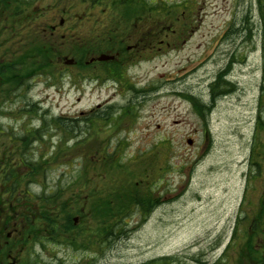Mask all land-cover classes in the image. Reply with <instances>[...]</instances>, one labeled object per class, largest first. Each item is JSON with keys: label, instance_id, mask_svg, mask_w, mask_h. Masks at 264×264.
<instances>
[{"label": "rangeland", "instance_id": "374dc122", "mask_svg": "<svg viewBox=\"0 0 264 264\" xmlns=\"http://www.w3.org/2000/svg\"><path fill=\"white\" fill-rule=\"evenodd\" d=\"M18 1L13 29L17 63L34 69L28 88L17 92V113L10 123L40 127L39 115L48 127L42 145L29 151L36 172L29 189L49 193L60 186L58 196L72 215L83 207L96 208L100 198L110 199L109 208L117 212L131 213L127 229L108 248L85 246L80 241L87 240L85 233L77 237L70 230L64 244H49L48 255L64 264H74L79 256L84 262L76 264H234L232 258H216L219 247L229 239L228 225L242 202L253 193L257 201L261 190L252 189L245 175L252 134L243 102L250 99L254 82L241 74L243 93L211 95V78L226 59L218 37L232 0ZM62 17L65 25L51 34L50 25L57 26ZM136 23L147 38L152 32L160 36L156 49L121 70L122 82L97 80L88 67H65L64 51L55 49L62 40L73 45L74 37L76 53L92 47L91 39L108 47L116 34L125 36ZM234 77L232 72L229 79ZM226 86L221 83L214 91ZM57 117L62 127L56 126ZM65 122L73 125L67 130ZM152 188L160 197L153 209L147 215L130 210L133 196ZM93 223L87 218L77 229ZM70 238L76 240L72 246ZM162 256L170 258L158 262Z\"/></svg>", "mask_w": 264, "mask_h": 264}, {"label": "flooded vegetation", "instance_id": "af4514ba", "mask_svg": "<svg viewBox=\"0 0 264 264\" xmlns=\"http://www.w3.org/2000/svg\"><path fill=\"white\" fill-rule=\"evenodd\" d=\"M5 1L9 5L8 11L5 7L1 8L5 2L0 0V264H64L63 261H58V257L49 256L47 247L50 243L64 244V238L69 235V231L76 232V226H82L80 222L87 218L94 222L87 226V229L78 230V235L83 237L85 233L87 240L82 238L80 241L85 246L96 248H108L111 242H114L113 239L127 229L128 223L123 217L121 218L123 223L113 225V221L119 220V217L113 216L111 209L100 208L78 210L86 214H95L97 217H86L85 214L78 217L79 223H76L74 216L68 215L73 211L63 207L64 202L61 196H57L58 193L52 194L55 197L50 198L46 192L34 194L29 189V183L32 181L29 151H32L37 143L42 145L45 136L43 132L47 128H32L31 123L19 128L11 127L10 120L15 118L17 113V92L28 88L25 83L32 75V70L31 66L16 63L14 41L16 31L13 30L16 14L15 7L11 5H15V0ZM227 11L229 19L227 22L224 21V31L218 37L224 44L221 52L226 59L213 74L210 83L217 82V77L226 80L227 86L223 88V93L218 95L226 96L231 91L237 95L244 92L241 74L247 73L246 78L254 82V87L249 88L250 92L253 91L250 99L243 102L244 106L249 107L247 122L251 125L252 134L248 142L249 154L245 159L249 171L245 175L252 179V189L261 191L257 201L252 200L255 197L253 193V196L249 197L250 201L245 199L242 202V206L235 214L234 222L228 225L229 239L221 248L218 259L224 261L232 258L234 264H264V0H232ZM66 21L62 17L57 26L50 25L51 34L64 26ZM4 23H7V26L3 29ZM142 28L143 25L136 23L134 26L136 32L133 30L121 36L131 39L129 43L120 37L123 40L111 47L88 51L89 58L95 60L90 59V62L85 60L84 63L89 65L98 80L105 75V67L111 71L109 74L114 73L112 69L119 72L140 57L145 50L156 49L155 42L160 36L159 33L152 32L150 38H147ZM4 33H7L8 37L2 40ZM62 38L65 36L62 35ZM73 41L74 44L69 45L70 43L62 40L58 49L64 51L63 58L68 56L72 59V63L65 67L76 69L79 62L76 59L75 37ZM101 52H107L114 57L105 62L98 61L96 57ZM100 69H103V73H100ZM232 72L235 76L233 80L229 79ZM73 79L76 81V70ZM220 84L219 81V84L211 87V94L217 93L214 89H218L219 86L214 87ZM23 103H26L27 108L30 102L26 98ZM2 120L8 122L2 123ZM248 203L249 206H246ZM102 213L104 214L99 217L98 215ZM102 222L105 224L104 230ZM74 242L76 240L72 238L67 241L70 246ZM84 259L85 257L79 256L77 261L72 263H82Z\"/></svg>", "mask_w": 264, "mask_h": 264}, {"label": "trees", "instance_id": "16d2710c", "mask_svg": "<svg viewBox=\"0 0 264 264\" xmlns=\"http://www.w3.org/2000/svg\"><path fill=\"white\" fill-rule=\"evenodd\" d=\"M18 2V3H17ZM6 4H8V2H6ZM6 4L3 6V8L5 7V9H6ZM20 7V1H18V0H15V10H16V8H19ZM16 15H17V10H16ZM90 44V43H89ZM94 44V43H93ZM93 47V46H92ZM92 47L91 46H89V47H87V49L86 50H88V49H92ZM84 49V50H83ZM80 52L78 51L77 53H76V57L78 58V60H79V63H80V66L82 67V68H86L83 64H82V59H84L85 57H86V50H85V48H83ZM21 64V63H20ZM34 64V63H33ZM35 66H39L38 64H34ZM43 65V64H42ZM41 66V65H40ZM18 72H21V71H19L18 70ZM222 92V91H221ZM215 94V93H214ZM193 97V96H192ZM193 98H195V97H193ZM193 98H191L193 101H195ZM30 110H32L31 108H30ZM104 116V115H103ZM102 117V116H101ZM43 120H44V118H43ZM72 120V122L74 123V127H76V125H75V123H76V118H72L71 119ZM45 123V122H44ZM55 123H56V126L57 127H62V125H61V119H60V117H58V118H55ZM46 125H47V123H45ZM65 125H67L65 128H67V130L69 129V127L71 126V125H73V124H68V122H65ZM32 165H34L35 166V164L34 163H32ZM55 191H61V190H63V189H61V187L59 186V187H56L55 189H54ZM155 193H156V190L155 189H149L148 191H146L144 194H140V195H134L133 196V204H132V208H134V209H130V210H132V211H138L139 213H141V214H143V215H147L150 211H151V209H153V207L160 201V197H156L155 196ZM137 196V197H136ZM74 198V197H73ZM75 199V202H76V197L74 198ZM109 200L110 199H102V198H100V199H98L97 201H98V203H96L97 204V206H96V208H98V207H101V208H107V209H111V210H113V216H116V217H119V220H117V221H113V225L114 224H120V223H123L124 221H122V219L121 218H123V217H127V216H129L131 213H129L130 211H128V210H123V211H120V209L118 208V207H116V209H119L118 211L119 212H117L115 209H114V206H113V208H109V205H108V203L107 202H109ZM111 203H113V201L111 200ZM90 206H95L94 204L93 205H90ZM64 207H67V205H64ZM103 225H102V229L104 230L105 229V227H104V222L102 223ZM113 230L115 231L116 229L115 228H113Z\"/></svg>", "mask_w": 264, "mask_h": 264}, {"label": "water", "instance_id": "95a60500", "mask_svg": "<svg viewBox=\"0 0 264 264\" xmlns=\"http://www.w3.org/2000/svg\"><path fill=\"white\" fill-rule=\"evenodd\" d=\"M111 57H112V56H109V55H107V54H101V55L98 56V59H99V60H107V59H109V58H111ZM67 61L70 62V60H67ZM187 142L190 144V143H191V140L188 139Z\"/></svg>", "mask_w": 264, "mask_h": 264}]
</instances>
